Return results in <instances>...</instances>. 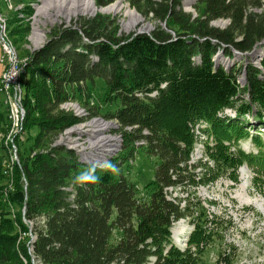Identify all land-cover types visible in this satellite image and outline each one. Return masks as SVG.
<instances>
[{
  "label": "trees",
  "instance_id": "trees-1",
  "mask_svg": "<svg viewBox=\"0 0 264 264\" xmlns=\"http://www.w3.org/2000/svg\"><path fill=\"white\" fill-rule=\"evenodd\" d=\"M183 1L127 0L130 9L164 24V29L157 26L149 33L120 36L114 19L98 15L55 27L45 45L30 54L18 82L25 126L39 132L26 156L19 151L8 200L19 209L13 222L23 230L25 223L32 226L30 253L38 264H201L216 222L197 214L187 247L178 249L170 231L187 217L189 205L182 208L164 195L168 188L206 180L196 181V167L188 164L196 125H204L202 131L210 140L207 157L214 163L205 171L210 180L221 174L233 180L237 168L246 165L255 174L254 187L264 192V141L247 130L250 118L253 129L264 125V56L260 68L248 64L227 70L212 60L220 51L229 58L233 51L249 55L264 42V14L254 12L262 4L195 0L193 17L182 9ZM93 2L106 8L115 0ZM28 8L21 13L31 15ZM16 16L9 19L8 32L14 44H21L29 27ZM216 21H227L228 26L213 27ZM241 74L243 89L236 84ZM97 88L100 105L113 106L103 119L116 121L123 137L121 151L104 169L82 164L64 148L46 145L77 121L60 109L76 95H85L90 118L100 117L99 107L88 103ZM230 108L234 116L221 117ZM162 117H169L173 126L161 124ZM246 140L252 143L248 152L239 147ZM138 141L145 144L136 147ZM140 150L158 160L142 197L121 172ZM1 210L0 202V264H25L21 257L31 264L28 248L16 245L13 222L4 219ZM223 259L228 264L231 255Z\"/></svg>",
  "mask_w": 264,
  "mask_h": 264
},
{
  "label": "rangeland",
  "instance_id": "rangeland-1",
  "mask_svg": "<svg viewBox=\"0 0 264 264\" xmlns=\"http://www.w3.org/2000/svg\"><path fill=\"white\" fill-rule=\"evenodd\" d=\"M44 1V0H43ZM93 1V0H92ZM118 0H115L117 2ZM123 8L120 9L117 12H101L100 10L105 9L104 8H98L94 7L95 11L93 13H86V14H70L66 12L65 10L58 11L52 7H47L46 9L42 8L40 10L39 15L35 17H39V21H33L32 17L36 14V9L32 11L31 15L27 16L23 13L19 12L16 9V6L9 7L5 3H0V26H6L5 32L8 40L10 41L11 47L13 48L15 52V56L17 58V61H25L29 60L30 54L33 52L41 49V46H44L46 41L48 40L49 34L55 27H67L72 24H76L78 19H91L96 16H106L111 19H114L118 25V34L120 36H130L133 33H149L151 32L155 27L160 26L162 29L165 28L164 24H157L156 22L150 20V19H144L142 16H140L136 11L137 16L140 18V22L135 25V27H131L130 29H125L123 26L127 23L128 19L125 17V8H129L127 4V0H121ZM262 4V8L254 10L255 13L258 14H264V0H259ZM42 2V1H41ZM114 2V3H115ZM195 0H185L182 2V9L185 13L192 14L193 17L196 16V13L193 11L192 7ZM113 3V4H114ZM3 4V6H2ZM5 4V5H4ZM112 5V4H111ZM56 8V7H55ZM133 10V9H130ZM9 11V12H8ZM14 13H12V12ZM23 11V9L21 10ZM134 11V10H133ZM17 14V20L20 22H23L24 24H27L29 27V31L25 36L24 41L21 44H14L11 37L8 34V21L9 19ZM3 15V16H2ZM7 15H9L7 17ZM21 16V17H20ZM27 16V17H26ZM19 17V18H18ZM4 18V19H3ZM9 18V19H8ZM21 18V19H20ZM30 18V19H29ZM5 20V22L3 21ZM26 20V22L24 21ZM44 20V21H43ZM47 23V24H46ZM148 26V27H147ZM213 27L217 28H225L228 26L227 21H216L212 23ZM146 27V28H145ZM8 34V35H7ZM40 37L42 39V45L40 47H34L33 42L36 39H39ZM32 42V43H31ZM256 51H260L257 53L259 56H264V43L258 45L256 47ZM233 53H236L233 51ZM250 55V54H249ZM242 55L241 57L238 54L234 55V57L229 58L227 56H224L223 52L216 53L212 60L216 64V66H221L224 69L229 70L230 68L234 66H242L245 68L246 65L252 64L255 62L252 60V58H249L250 56ZM1 56V51H0ZM223 59L222 61H219L218 59ZM256 67V66H254ZM25 68V67H24ZM257 68H260V66H257ZM242 75V76H241ZM239 78H236V84L241 88H245L246 81L244 78V74H241ZM19 80V78H18ZM19 94L21 95L20 100V114L21 120L17 123H12L8 119V115L10 111L13 109L9 103H6V98L0 95V115L2 117V121L0 123V189L2 190L3 196L0 198V202L2 205V212L6 215L4 216V219L9 221H14V215L16 212H19V209L11 204V202L8 200V193L9 191L13 190V182H14V170L15 167L19 164L17 163V160L19 161V151L23 153V155L28 154V148L32 144V139L35 138V136L38 134V128L35 127L33 129L28 130V126H25V119H26V112L23 106V89L20 86L19 82ZM97 87H101V82L96 83ZM97 88V90L92 94L91 99L88 100L89 106L99 107V115L102 117L108 112L113 111V106L109 105H100V103L97 101V96L101 94V91ZM247 99L246 95H244ZM84 99V100H83ZM10 100L12 101V97H10ZM78 105H80L81 108H84L86 110V115L82 114V111L79 113H76L77 110L72 109H64L62 111L63 113L71 114L77 121L72 124L71 126L65 128L67 130L61 131L57 136L54 138H51L52 141L49 142V140H46V145H51V148H53V145H59V140L61 136H63V133H69L71 130L76 128H82L84 126H88L91 124L92 121H96L98 119L90 118L89 113H87V108L85 107V95L84 96H78L76 95V99L73 100ZM13 104V103H12ZM8 105V106H7ZM7 106V107H6ZM9 109V110H8ZM230 109H226L221 115V117L224 116H234V111ZM23 110V112H22ZM37 119V116H35ZM104 118V117H102ZM174 118V117H173ZM252 120V118L249 119V121ZM161 124L166 125L171 121L169 117H162L160 118ZM106 124L111 125L106 130H93L92 132H87L86 134L83 133L81 136H77V140L83 141L82 145H87L84 141H89L91 136L96 132V134H103L105 137H116V136H122L119 131V126L114 120H110L105 122ZM253 122L249 123V128L247 129L248 132L253 135L255 133H259L264 141V125L259 127L256 126V129H253L252 126ZM171 126L173 124L169 123ZM204 126H195V132L194 134V141L195 145H207L209 142L208 138L202 134L203 131L201 130ZM194 131V130H193ZM73 135V134H72ZM121 143L120 145H123V137L120 138ZM240 145H245L246 149H251L252 143L250 140L242 141ZM122 147V146H121ZM243 148V150H244ZM193 145V149L191 150L193 154V161L190 164L193 166V163L197 162L198 153H195ZM233 150V149H231ZM121 151V149H120ZM119 151V152H120ZM118 152V153H119ZM194 152V153H193ZM115 154L113 157L118 155ZM190 153V154H191ZM196 154V155H195ZM196 158V159H195ZM16 159V160H15ZM195 159V160H194ZM196 161V162H195ZM158 164V160L154 158H149L141 152V150L136 154V157L134 160L130 161L127 165H123L121 167V172L127 176L130 181L136 186V189L139 192L140 197L145 196V186L153 179L154 177V171L156 168V165ZM202 164V165H201ZM197 165V164H196ZM201 167L197 166L195 170H193L192 175H194L195 180L198 181L200 177L205 178V182L195 184L194 186H185L184 188H175L170 191V196L176 197L177 202H179V206L182 208L186 205H189L188 208V215L184 219L179 220L175 224H173L171 231L173 232L174 229H179L180 226L183 227V230H179L180 236H182V239L185 238V236H190V229L193 227V220L200 213H205L207 219L210 221H215L216 224L212 225V242L210 245L205 249V251L200 255V263L201 264H215V259L217 258V264H225V259L229 255H231V260L228 264H264V210H261L260 208L254 206L253 204H246L247 206H243L240 197L241 193L247 194L249 196V199L251 201L257 200L259 202H264V192L257 190L253 185V181L251 184L247 182V190L242 191L241 188V182L236 180V182L230 180V178L227 177V174H221L217 179L210 180L209 178V172L206 169L207 167L212 169V166L209 164V162L205 161V159H202V162L199 164ZM93 166V165H92ZM207 166V167H206ZM244 168L248 167L243 166ZM205 169V170H204ZM252 177L254 174L250 170ZM238 175V174H237ZM229 176V175H228ZM208 180V181H207ZM213 182V183H212ZM210 183V184H209ZM242 191V192H241ZM238 196V197H237ZM180 200V201H179ZM3 218H1V221ZM25 223V222H24ZM182 224V225H181ZM27 229L23 230L18 226L15 222H13V233L16 234L17 237V243L25 244L27 248H30V236H33L32 226L30 223L24 224ZM192 228V229H193ZM194 230V229H193ZM193 230L191 232H193ZM114 238H116L114 236ZM172 242H174L172 240ZM185 244V245H184ZM183 245H180V243H177V248L182 250L187 247V242H184ZM175 245V242H174ZM31 252V251H30ZM30 255V262L31 264H38L36 262V259H34ZM221 254V257H220ZM22 261L26 264V261L21 257Z\"/></svg>",
  "mask_w": 264,
  "mask_h": 264
},
{
  "label": "bare ground",
  "instance_id": "bare-ground-1",
  "mask_svg": "<svg viewBox=\"0 0 264 264\" xmlns=\"http://www.w3.org/2000/svg\"><path fill=\"white\" fill-rule=\"evenodd\" d=\"M0 3H5L10 8L13 7V6H16L15 7L16 9L17 8L20 9V10H18L19 12H21V10L24 9L25 7L26 8L27 7L31 8L32 11H34L36 9L35 10L36 14L33 15V17H32L33 21H39V17H35V16L39 15L43 3H44L43 4V8L44 9H46L47 7H52L54 9H56L58 11H62V12H63V10H65L66 12H68L70 14H77V13H80V14L90 13L91 14V13H93L95 11V7H94V4H93L92 0H44V1L43 0H18L17 5H8V3H15V0H0ZM2 6H3V4H2ZM122 8H123L122 1L118 0L114 4L108 6L105 9H102L100 11L101 12H105V13L106 12L110 13V12H117V11H119ZM29 11H30V9H29ZM14 12H12V13H14ZM27 13H28V11H27ZM124 15H125V17H127L128 21H127L126 24H124L123 27L125 29H127V30L130 29L131 27H135V25L140 22V18L137 16L136 12L133 11V10H130L129 8H125ZM8 16L9 15H7V17ZM0 21H1V16H0ZM3 21L5 22V20H3ZM24 21L26 22V20H24ZM5 27L6 26H0V39L3 42V46L6 47V53H8V55L10 56L11 61H17V58L15 56V52H14L13 48L11 47L12 43L10 44V41L8 40V38L6 36ZM8 34H9V32H8ZM38 38L39 39L34 40L33 43L31 42L34 47H40L42 45V43H43L42 39L40 37H38ZM41 47H43V46H41ZM255 50H256V48L254 49V51H252V53H250L249 56H250V58H252V60L255 61L253 63V65L257 67V66L260 65V60L262 59L263 56L261 57V56L257 55V53H259L260 51H256L255 52ZM236 54H238V53H234V55H236ZM238 55H239L238 57L242 56L240 54H238ZM213 60H214V58H213ZM218 60L223 62V59H221V58H219ZM28 62H29V60H25L24 61V67L27 65ZM24 67H23V71H24ZM7 93H8L7 83L2 77H0V95L5 97L6 98V100H5L6 103L7 104L9 103V105H11L13 107V109L10 111V113L8 115V119L10 121H12V123H17L18 122V118H17V116L15 114V104H14L13 100L12 101L10 100V97H6ZM20 100H21V95L19 94V104H20ZM63 108L64 109H66V108L67 109H72L74 111L77 110L76 113H79L80 111H82V113H80L79 115H82V114L86 115V110L84 108H81L80 105H78L73 100L67 101V102L61 104L60 105V109L63 110ZM22 112H23V110H22ZM21 117H23V115ZM93 118L98 119V120L92 121L91 124H89L87 127L84 126L81 129L80 128H76V129L71 130L69 133H63V136H61V138L59 140V143H58L59 145H53V148H58V147L64 148V149H66L68 151L73 152L78 157V160L82 164H84V165L85 164L93 165V166H95V167H97L99 169H104L105 166H107V162L111 158H113V156L115 154H117L120 151L121 146H122V145H120L121 140H122L120 138H122V136L120 135L119 137L118 136H116V137H112V136L111 137H107L106 136L105 137L103 134H96V132H95L91 136L89 141H86V140L84 141L85 143H87V145H82L83 141L77 140V138H76L77 136H81L83 133L86 134L87 132H92L93 130H96V129H97V132H98V130H106L107 128H109L111 126V125L105 123L108 120H104L101 117H93ZM250 122H252V120H250ZM199 126H204V125H199ZM67 129H65V130H67ZM194 130H195V128H194ZM146 133L147 132H144V134H146ZM144 144L145 143L143 141H138V142L135 143L136 147H141ZM207 146L209 147L210 145H195L194 144V148L196 147V149H194L195 153L196 154H197V152H200V153H198V156H199L197 158V162L198 163H195V165L193 163V166L197 167V165H199L202 162V159H205V161L209 162V164L213 168V163L214 162L212 161L213 162L212 163L211 160L208 159L209 157H207ZM192 161H193V154L191 153L189 161H188L189 166H191L190 164H192L191 163ZM193 166H191V167H193ZM235 174H236V180H237V176H238V180L241 182L242 191H246L247 190V185H246L247 182H249V184H251L252 181L254 180L255 175L252 177V174H251L250 170H247V168H244L243 166H239L237 168ZM227 177L230 178L228 175H227ZM230 180H232V179L230 178ZM236 180H232V181L236 182ZM252 185L254 186L253 183H252ZM171 190H172L171 188H168V189H166L164 191L165 198L168 201L176 203L175 202L177 200L176 197H172L171 198V196H170V191ZM238 198H241V201H243V203H242L243 206H247L246 204H248V205L253 204L254 206L260 208L261 210H264V202H259L257 200L251 201L247 194L241 193L240 197H238ZM181 207H182V205H181ZM192 228L189 231L190 234H191V231L194 229V228L193 229ZM183 229L184 228L180 226L179 229H174L173 228V232L170 231V238H171L172 245H174V242H175L174 246H177V243H180V245H183L184 242L185 243L187 242L189 235L185 236V238H183V239H182V236H180L181 232L179 230H183ZM172 240L174 242H172ZM182 250H184V249H182Z\"/></svg>",
  "mask_w": 264,
  "mask_h": 264
},
{
  "label": "built area",
  "instance_id": "built-area-1",
  "mask_svg": "<svg viewBox=\"0 0 264 264\" xmlns=\"http://www.w3.org/2000/svg\"><path fill=\"white\" fill-rule=\"evenodd\" d=\"M17 3L18 0H15V3H8V5H17ZM0 51H1L0 66L2 67L0 77H2L7 83L8 93L6 97H12L15 104V114L18 118V121H20L21 114H20V105H19L18 78L23 71L24 61L21 62L11 61L10 56L8 55V53H6V47L3 46V42L1 41V39H0ZM17 163H19L18 160ZM28 251L30 252V248H28ZM217 258L215 259V264H217Z\"/></svg>",
  "mask_w": 264,
  "mask_h": 264
},
{
  "label": "crops",
  "instance_id": "crops-1",
  "mask_svg": "<svg viewBox=\"0 0 264 264\" xmlns=\"http://www.w3.org/2000/svg\"><path fill=\"white\" fill-rule=\"evenodd\" d=\"M1 71H2V67L0 66V73H1Z\"/></svg>",
  "mask_w": 264,
  "mask_h": 264
},
{
  "label": "water",
  "instance_id": "water-1",
  "mask_svg": "<svg viewBox=\"0 0 264 264\" xmlns=\"http://www.w3.org/2000/svg\"><path fill=\"white\" fill-rule=\"evenodd\" d=\"M141 33V32H140ZM263 43V42H262ZM260 45V44H259ZM256 48V47H255ZM248 56V55H247Z\"/></svg>",
  "mask_w": 264,
  "mask_h": 264
}]
</instances>
